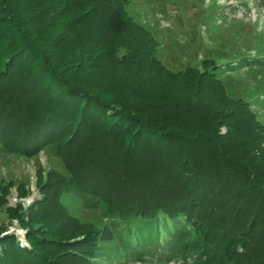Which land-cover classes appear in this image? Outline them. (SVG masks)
Masks as SVG:
<instances>
[{"label": "trees", "instance_id": "1", "mask_svg": "<svg viewBox=\"0 0 264 264\" xmlns=\"http://www.w3.org/2000/svg\"><path fill=\"white\" fill-rule=\"evenodd\" d=\"M127 2L0 0V148H51L69 168L57 189L111 221H164L193 264H264V127L212 60L170 72ZM46 194L50 223L29 210L28 246L0 236V264H93L110 227L83 231Z\"/></svg>", "mask_w": 264, "mask_h": 264}, {"label": "rangeland", "instance_id": "2", "mask_svg": "<svg viewBox=\"0 0 264 264\" xmlns=\"http://www.w3.org/2000/svg\"><path fill=\"white\" fill-rule=\"evenodd\" d=\"M126 13L152 34L158 58L170 72L200 70L202 61L212 60L227 96L245 101L264 127V0H128ZM256 59L258 64L253 63ZM219 130L224 133V128ZM68 171L67 161L51 148L27 158L0 148V236L12 234L27 247V228L19 219L26 221L32 210L50 223L42 208L48 192L83 231L90 224L96 229L110 227L112 238L100 243L93 264H193L191 255L174 249L172 239L164 244L170 228L164 221H111L101 201L78 189H57L58 176H67ZM113 182L111 189H120ZM66 226L69 231L71 226Z\"/></svg>", "mask_w": 264, "mask_h": 264}]
</instances>
